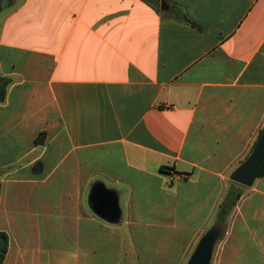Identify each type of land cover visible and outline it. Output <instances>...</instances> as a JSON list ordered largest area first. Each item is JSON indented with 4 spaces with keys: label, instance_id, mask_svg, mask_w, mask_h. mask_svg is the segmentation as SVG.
Returning a JSON list of instances; mask_svg holds the SVG:
<instances>
[{
    "label": "crops",
    "instance_id": "obj_1",
    "mask_svg": "<svg viewBox=\"0 0 264 264\" xmlns=\"http://www.w3.org/2000/svg\"><path fill=\"white\" fill-rule=\"evenodd\" d=\"M0 76L2 264L48 233L74 264H186L215 225L210 264H264V178L230 180L264 128V0H9Z\"/></svg>",
    "mask_w": 264,
    "mask_h": 264
},
{
    "label": "water",
    "instance_id": "obj_2",
    "mask_svg": "<svg viewBox=\"0 0 264 264\" xmlns=\"http://www.w3.org/2000/svg\"><path fill=\"white\" fill-rule=\"evenodd\" d=\"M9 0H1L2 8ZM264 158V132L259 137L250 156L230 176V180L238 185L250 188L257 178L258 170ZM91 211L100 219L116 223L120 219L118 197L115 191L107 189L102 183L96 182L89 193ZM222 229L219 225L212 227L198 242L186 264H210L215 244L220 239Z\"/></svg>",
    "mask_w": 264,
    "mask_h": 264
},
{
    "label": "rangeland",
    "instance_id": "obj_3",
    "mask_svg": "<svg viewBox=\"0 0 264 264\" xmlns=\"http://www.w3.org/2000/svg\"><path fill=\"white\" fill-rule=\"evenodd\" d=\"M42 238V246L38 250L37 248L29 249L26 258L28 263L26 264H74V234H40ZM85 235H81V241H85ZM123 235H121V238ZM129 241V240H127ZM86 253V251H82ZM133 253L132 250H128V254ZM97 260V256L95 257ZM7 264H13L12 260H9Z\"/></svg>",
    "mask_w": 264,
    "mask_h": 264
},
{
    "label": "trees",
    "instance_id": "obj_4",
    "mask_svg": "<svg viewBox=\"0 0 264 264\" xmlns=\"http://www.w3.org/2000/svg\"><path fill=\"white\" fill-rule=\"evenodd\" d=\"M1 1V0H0ZM3 8L1 7L0 5V11L2 10ZM177 18H179L180 20H183L185 21L186 18L184 17L183 14H180L179 12H174L173 13ZM10 84V80L5 78V77H2L0 76V104L3 103L5 101V98H6V94H7V88ZM264 132V128L260 131V135ZM259 135V137H260ZM45 140V133L42 132L40 133L36 139H35V144L38 145V144H42ZM41 168V164L38 163L36 164V166L33 168L35 171L37 170H40ZM1 176V174H0ZM257 177L258 178H264V158H263V161L261 163V166L258 170V173H257ZM0 188H1V184H0ZM240 195L237 196L236 199H238ZM232 201V204L235 203L234 200H231ZM231 204V205H232ZM226 212V209L224 207V209H221V211L219 212V216L220 217H223V215L225 214ZM7 248H8V240H7V237L5 234L3 233H0V264H2L4 258H5V255H6V252H7Z\"/></svg>",
    "mask_w": 264,
    "mask_h": 264
}]
</instances>
